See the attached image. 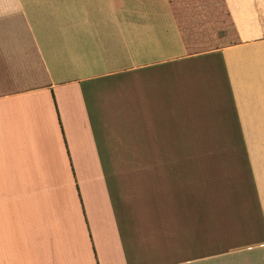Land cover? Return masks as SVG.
I'll use <instances>...</instances> for the list:
<instances>
[{"label":"crops","instance_id":"obj_1","mask_svg":"<svg viewBox=\"0 0 264 264\" xmlns=\"http://www.w3.org/2000/svg\"><path fill=\"white\" fill-rule=\"evenodd\" d=\"M224 1L236 43L199 56L168 0H0V264H264V0ZM218 125L234 217L131 169Z\"/></svg>","mask_w":264,"mask_h":264},{"label":"rangeland","instance_id":"obj_2","mask_svg":"<svg viewBox=\"0 0 264 264\" xmlns=\"http://www.w3.org/2000/svg\"><path fill=\"white\" fill-rule=\"evenodd\" d=\"M177 20L180 25V33L189 55H205L217 48L220 49L236 40L235 31L222 0H171ZM214 68H215V63ZM213 67V66H212ZM208 94L209 101L215 111L220 115L223 107V95L220 89V77L215 72L209 77ZM222 127V124H219ZM210 130L207 145L197 146L203 142L196 136V146L188 135V130L183 132L188 138L181 140L179 144L163 147V150H155L152 146L150 155L157 158L156 161L142 163L144 169L150 175L149 180L156 185V180L162 184H176L182 192H188L197 200L207 197L212 212V218H232L236 212L231 209L236 184L239 183L241 173L239 172L238 150L234 146L232 136L220 128ZM197 133V131L195 132ZM182 136V135H181ZM225 136L230 138L226 143ZM160 153L162 155H160ZM172 153L179 159L178 162L161 161L164 155ZM208 156V163L202 160L204 155ZM239 157V156H238ZM156 171V172H155ZM170 171H177L176 176ZM196 201V207L198 206Z\"/></svg>","mask_w":264,"mask_h":264},{"label":"trees","instance_id":"obj_3","mask_svg":"<svg viewBox=\"0 0 264 264\" xmlns=\"http://www.w3.org/2000/svg\"><path fill=\"white\" fill-rule=\"evenodd\" d=\"M168 1H169V4H170L171 8H172V12H173L174 18H175V20H176V23H177V25H178V28H180V25H179V22H178V20H177V16H176L175 10H174V8H173V6H172V1H171V0H168ZM222 2L224 3V7H225V9H226L227 6H226V4H225V1L222 0ZM226 11H227L228 17L230 18V14H229V12H228V9H226ZM230 20H231V18H230ZM231 24H232V27H233V29H234V31H235V37H236V36H237V33H236L235 28H234V25H233L232 20H231ZM235 43H236V40H235L233 43L229 44V45H232V44H235ZM229 45H227V46H229ZM224 47H226V46H224ZM222 48H223V47H222ZM217 49H218V48H217Z\"/></svg>","mask_w":264,"mask_h":264}]
</instances>
